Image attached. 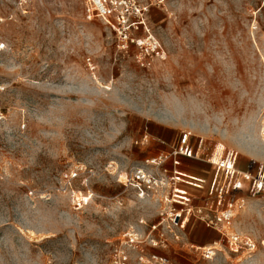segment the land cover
Returning <instances> with one entry per match:
<instances>
[{
	"label": "rangeland",
	"instance_id": "1",
	"mask_svg": "<svg viewBox=\"0 0 264 264\" xmlns=\"http://www.w3.org/2000/svg\"><path fill=\"white\" fill-rule=\"evenodd\" d=\"M88 2L0 0V264H111L117 247L127 264H264V194L233 196L244 205L230 230L197 216L152 228L174 186L127 182L133 166L167 167L170 182L172 159L151 161L183 133L205 153H237L239 169L264 163V0L152 7L166 58L146 66L87 18ZM210 166L181 158L177 169L211 176ZM231 231L254 252L233 253Z\"/></svg>",
	"mask_w": 264,
	"mask_h": 264
},
{
	"label": "built area",
	"instance_id": "2",
	"mask_svg": "<svg viewBox=\"0 0 264 264\" xmlns=\"http://www.w3.org/2000/svg\"><path fill=\"white\" fill-rule=\"evenodd\" d=\"M166 0H89L87 18L102 20L109 29L115 33L117 46L120 50L127 52L131 47L135 48L137 58L143 66L149 64L155 58H166L165 52L148 26V14L152 7L164 8ZM145 61V62H144ZM203 140L197 145L191 142L188 133H183L173 151L160 156L158 161H151L159 167L171 158L174 166V175L170 182L166 179L168 168L162 169L154 176L147 169L133 166L130 169L127 182L139 190L151 191L155 188H163L169 183L174 186L172 195L168 199L165 208V218L152 228H186L193 216L199 217L208 227L225 231L232 228V222L237 212L243 207L241 197L233 199V196L248 188L249 197H257L264 194V163L249 164L245 169H239L238 154L224 151L222 154L205 153ZM181 158L201 159L212 165L214 175L207 188L206 197L200 203L190 192V187L204 189L206 180L191 174L181 172L177 166L181 165ZM186 177V179H185ZM184 183V184H183ZM222 231V232H223ZM224 233V232H223ZM227 244L233 253H237L242 244L247 252H254L255 243L249 239L242 238L236 232L231 231L224 234ZM135 242V238H132ZM216 248H209L206 255H214ZM128 255L122 247L115 249V257L111 264H127ZM142 260H144L142 258ZM167 258L160 255H152L149 264H164Z\"/></svg>",
	"mask_w": 264,
	"mask_h": 264
},
{
	"label": "crops",
	"instance_id": "3",
	"mask_svg": "<svg viewBox=\"0 0 264 264\" xmlns=\"http://www.w3.org/2000/svg\"><path fill=\"white\" fill-rule=\"evenodd\" d=\"M251 157L256 158L258 156H251ZM210 167H211L210 170L213 173L214 169L212 168V166H210ZM192 172H193L194 175H197V176H199V177H201V178L206 180V184H205L206 188H204V189L199 190V189L192 188V187L189 188L190 192L192 193L193 197L195 198V201L201 203L203 201V198L206 197L207 188L209 186V182L211 181L213 175L210 176V174H206V172H208V171H206V172L204 171L203 173H200V172L198 173L197 171H192Z\"/></svg>",
	"mask_w": 264,
	"mask_h": 264
},
{
	"label": "bare ground",
	"instance_id": "4",
	"mask_svg": "<svg viewBox=\"0 0 264 264\" xmlns=\"http://www.w3.org/2000/svg\"><path fill=\"white\" fill-rule=\"evenodd\" d=\"M253 150V149H252ZM251 156H258V154L256 152H250Z\"/></svg>",
	"mask_w": 264,
	"mask_h": 264
}]
</instances>
